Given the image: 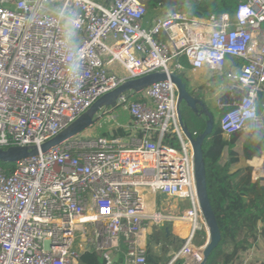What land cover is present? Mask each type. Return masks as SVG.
Listing matches in <instances>:
<instances>
[{"label":"built area","instance_id":"1","mask_svg":"<svg viewBox=\"0 0 264 264\" xmlns=\"http://www.w3.org/2000/svg\"><path fill=\"white\" fill-rule=\"evenodd\" d=\"M147 11L146 0H0V149L36 148L12 171L0 167V264H81L85 252L106 264H148L142 236L163 221L156 196L189 203L180 213L189 232L166 264L202 249L194 239L208 228L169 75L184 70L182 60L193 71L226 68L233 101H217L227 108L223 136L260 128L264 0L205 21L188 3L150 21ZM155 73L167 79L117 97L111 109L129 121L109 126L110 136L76 135L42 152L99 98ZM251 168L264 178L263 161Z\"/></svg>","mask_w":264,"mask_h":264},{"label":"trees","instance_id":"2","mask_svg":"<svg viewBox=\"0 0 264 264\" xmlns=\"http://www.w3.org/2000/svg\"><path fill=\"white\" fill-rule=\"evenodd\" d=\"M224 2L228 5L227 0ZM186 3L189 4V12L199 21L225 11L221 0H146L149 12L182 8ZM182 61L186 65L185 60ZM179 76L185 81L184 74L180 73ZM217 101L230 104L233 101L231 92L220 94ZM226 110L227 108L221 110L218 120H214L212 133L202 143L207 194L221 233V240L207 264H233L239 253L253 247L263 230L259 224L264 223V178L253 181L251 168L239 166L243 160L249 161L254 155L264 151V132L249 130L246 133L241 130L229 137L223 136L219 122ZM196 121V126L190 129L194 136L204 129V122ZM122 134V131L116 133ZM14 166L15 164L0 162V167L7 172L12 171ZM124 252L125 246L121 244L119 262L123 261ZM80 261L81 264L107 262L106 258L96 252H85ZM147 262L155 264L152 259Z\"/></svg>","mask_w":264,"mask_h":264},{"label":"water","instance_id":"3","mask_svg":"<svg viewBox=\"0 0 264 264\" xmlns=\"http://www.w3.org/2000/svg\"><path fill=\"white\" fill-rule=\"evenodd\" d=\"M169 78L178 89V100L176 104L178 121L184 134L192 145L194 178L198 203L202 216L207 225L209 235L208 240L202 249L197 250L194 255H192L182 264H207L208 258L217 248L221 240V233L207 194L205 167L202 154V143L204 139L213 131L214 115L210 111L205 99L202 100L201 98V100H199V98L193 96V93L189 90L191 85L190 82L183 81L179 74L176 73L170 74ZM166 79L167 76L164 73H155L146 77L131 80L116 90L102 96L80 118H78L68 128L61 132L57 137L42 145V152H45L52 146L62 143L70 137L78 135L86 128L91 127L93 124V118L97 112L103 107L112 106L117 97L122 93L129 90L138 92L145 87L151 86L157 82L165 81ZM191 114H196V118H201L204 122V129L196 136L192 135L193 133L190 129L193 126L195 127L198 122L192 119ZM35 154V147H13L8 149H0V162L15 164L17 161Z\"/></svg>","mask_w":264,"mask_h":264},{"label":"crops","instance_id":"4","mask_svg":"<svg viewBox=\"0 0 264 264\" xmlns=\"http://www.w3.org/2000/svg\"><path fill=\"white\" fill-rule=\"evenodd\" d=\"M100 3H108L109 0H97ZM225 10L231 11L233 7L238 3V1L227 0L225 4L224 0H221ZM162 10H157L153 12L151 17H149V11H147L146 20L150 21L153 17L160 14ZM186 63V61H184ZM183 64V61H182ZM184 65V70L181 72L184 74L185 82H190V87L192 89L197 87H204V89L212 88L213 77L210 72L206 71H193L190 66L186 63ZM201 79V80H199ZM227 92V91H226ZM223 93V92H222ZM222 93L217 92L216 95ZM218 96H216L218 98ZM217 104V102H216ZM217 106V105H216ZM218 108V107H217ZM200 109V108H199ZM258 116L261 119V127L255 128L253 126L251 130L262 131L264 132V97L258 102ZM214 115V120L216 115ZM129 121V116L126 121L122 124H125ZM121 124V123H120ZM109 131V128H108ZM246 133L249 132V129L244 130ZM119 132V131H118ZM226 137V136H225ZM264 162V151L260 152L258 155L249 161L240 162L239 166H247L251 168L252 163ZM257 178V177H256ZM252 175L251 168V179L253 181L260 180L262 178L256 179ZM179 200L165 198L163 196H156L154 198V207L160 214L163 216V221L157 225L150 224L146 227L143 234L144 243L146 242V255L147 261L152 259V262L155 264H165L171 258V256L179 250L182 245L183 239L187 236L189 232V226L184 221L180 219V213L183 209L189 206H183L182 202ZM263 228L262 232L258 235L257 241L251 249L248 251L239 253L238 258L233 262V264H264V223L259 224ZM208 233L202 232L197 235L194 239V246L203 247L208 240ZM158 239L156 242L155 240Z\"/></svg>","mask_w":264,"mask_h":264},{"label":"rangeland","instance_id":"5","mask_svg":"<svg viewBox=\"0 0 264 264\" xmlns=\"http://www.w3.org/2000/svg\"><path fill=\"white\" fill-rule=\"evenodd\" d=\"M153 12H149V17ZM227 71L225 68L222 72H212L211 75L213 77V85L214 87L204 89L203 94L201 95L202 100L205 99L210 111L216 115L215 119L219 118L221 110L217 108V97L215 96L217 92L224 93L229 90L230 84L226 77H224V73ZM185 79V78H184ZM201 80V79H199ZM189 90L192 92L193 89L189 87ZM104 110H109L106 115H102ZM259 113V112H258ZM128 114L123 110L122 107H118L115 109H111V106L103 107L100 111L97 112L95 117L93 118V124L91 127L86 128L82 132L78 134V137L81 139H91L97 136L105 135L110 136L108 131L109 126H114L116 122L123 123L126 121ZM247 129L251 130L252 127L249 125ZM178 202H182L183 206H188V201L186 199L179 200ZM189 207V206H188ZM186 207V208H188ZM112 261V259H111Z\"/></svg>","mask_w":264,"mask_h":264},{"label":"flooded vegetation","instance_id":"6","mask_svg":"<svg viewBox=\"0 0 264 264\" xmlns=\"http://www.w3.org/2000/svg\"><path fill=\"white\" fill-rule=\"evenodd\" d=\"M203 90H204V87H197V88H194L192 93H193V96L196 97V98H199V100H201V95L203 94ZM192 116V119L194 118L195 120L197 119L199 122L202 121L201 118H196L197 115L196 114H191Z\"/></svg>","mask_w":264,"mask_h":264}]
</instances>
